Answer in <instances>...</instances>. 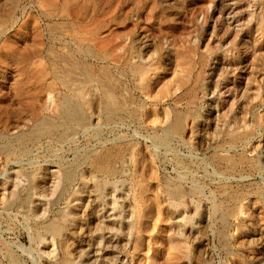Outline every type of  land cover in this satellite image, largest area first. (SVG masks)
<instances>
[{
    "label": "rangeland",
    "instance_id": "1",
    "mask_svg": "<svg viewBox=\"0 0 264 264\" xmlns=\"http://www.w3.org/2000/svg\"><path fill=\"white\" fill-rule=\"evenodd\" d=\"M54 1L58 12L42 0H0V264H59L55 254L41 253L35 238L44 217L62 212L79 187L66 227L73 264H264V0H123L111 13L106 0ZM76 10L101 24L99 40L114 48L116 35L126 33L148 58L154 81L148 99L131 79L111 72L120 82L116 96L146 107L148 123L139 121L135 107L134 118L106 121L97 95L89 124L62 132L59 102L70 99L56 78L55 55L75 53L66 28L67 14ZM192 48L185 72L177 54ZM74 55L88 62L94 77L104 66L115 71L110 59ZM44 84L53 85L47 107ZM40 121L53 124V133L31 138ZM125 142L137 143L144 160L135 166L127 158L111 181L116 188L100 189L101 197L94 180L102 178L89 177L86 164L72 182L63 177L58 183L50 174ZM15 170L24 175L11 203L7 183ZM33 190L45 195L43 218L30 215L39 204Z\"/></svg>",
    "mask_w": 264,
    "mask_h": 264
},
{
    "label": "bare ground",
    "instance_id": "2",
    "mask_svg": "<svg viewBox=\"0 0 264 264\" xmlns=\"http://www.w3.org/2000/svg\"><path fill=\"white\" fill-rule=\"evenodd\" d=\"M42 1H43V6L45 8H47V10L57 9V12H58V6H59L58 2H56L54 0H42ZM106 1H107V6L109 8V10L107 9V11H109L110 13H111V9L114 8V6L118 5L119 7H122V5H123V3H122L123 0H110V1L106 0ZM125 1H127V0H125ZM103 4H105V3H103ZM103 4H102V6H103ZM97 5H98V3H97ZM136 7H138V6H136ZM59 8H60V10H62V13L68 12V6L62 5ZM141 8H142V5H141ZM95 10H97V9H95ZM120 10L121 9L119 8L118 11H120ZM151 10H153V9H151ZM155 10H157V9H155ZM70 12H72V9ZM75 12L76 13H74L72 15L70 13L67 14V16H68L67 18L70 19V24H68V23L67 24H68V26L69 25L70 26L68 27V29L66 28V35L70 37L69 39H71L70 43L73 44V46H74V44L76 45L75 53H77V54L80 53V55L84 54L85 56H87V58L88 57L97 58V62H98V59L101 61L104 59L105 60L110 59L111 60L110 63H107V64H112V66H109V68L113 69V70L115 69V71H110L109 69H106L107 68L106 66H104L101 68L102 69L101 73L97 77H94L91 74V72L89 71L90 69H89L88 62L87 61L80 62L79 59L75 58L74 51L70 50V52L69 51L66 52L67 51L66 50L65 51L66 53H62V54L57 51V53H59V54L55 55L56 56V69H55L56 74L55 75L57 76L56 78H58V80H59L60 84L63 86V88H65L67 90V96H69L68 98L70 99V100H67V99L64 100V98H62V96H61V101L59 102V105H60L59 109L60 110H59V115H58V119L56 120V122H58L59 126L63 130V131L62 130L61 131L65 132V133H69L71 131L75 132L76 130H79V129L87 126L90 122V118H92L93 99L97 95L100 96V100H101L99 102H100V107H102V110L101 109L100 110L103 112L102 118H104L106 121L113 120L115 118H121L122 115L133 117L134 114L132 113V115H131L132 110L130 108L135 107V112L137 113L139 111V115L141 113V115L139 116V118H140L139 121L141 123H148L150 121V119H149L150 117H148V114H147L148 109H146V107H143L142 104L139 105L138 103H136V100L134 102L135 105L132 106V104H134L133 102H129V100L127 101L124 99H120V98H118L119 96L118 97L116 96V91L117 90L120 91V88H119L120 84H118L119 81L118 82L115 81L114 75L111 73V72H114L116 75L118 74L120 76V78H123V79H126V78L129 80L131 79V82H133L134 86L141 91V93H142V95H144V97L149 96L151 93L150 92L151 84L154 81L152 80V75H151V69H152L151 65L148 64L149 62H147L148 58H144V56L141 53V49L139 47L137 49V46L135 44V40L131 37V35H128L126 33L121 34V35H119V34L116 35V37L118 38L119 41H117V45L114 46V48L110 47L109 42H107L105 40L102 41L101 39L99 40V31L101 28V24L98 23V21L94 22V19H92L93 21L86 20L87 15H86V11H84V10H76ZM120 12H122V11H120ZM61 14H60V16H62ZM116 14H118V13H116ZM159 14H161V13H159ZM63 15L65 16V14H63ZM127 16H128V14H127ZM47 17H49V16H47ZM164 17H166V15ZM118 18L119 17H115V19H112V21H117ZM62 19H64V18H62ZM66 21H67V19H66ZM53 22H54V20H53ZM59 22H61V21H59ZM162 22H165V20L164 21L162 20ZM63 24L65 25V22H63L62 25H60L61 29H62ZM157 24H159V23H157ZM50 25H52V24H50ZM121 25H122V23H121ZM65 27H67V26H65ZM65 27H63V29ZM49 28H51V27H49ZM63 31H62V33H63ZM115 31H117V30H115ZM132 32H134L133 29H132ZM64 33H65V31H64ZM67 46H69V45H67ZM193 48H192V50H190V49L188 50L189 55L186 54L187 51L186 52H180L179 54H177L179 59H181V65L184 66L185 72H186V70H189V68L191 66L190 57H189L190 54H192L194 52L196 53V51H194ZM216 50L217 49H215V51ZM205 52L210 55L214 51H210V49L208 47L205 49ZM202 55L203 54H201L200 57L199 58L197 57V59H196V61L198 60L199 63L201 61H203L204 56H202ZM49 57H50V54H49ZM102 62H105V61H102ZM54 67H55V65H54ZM193 68H194V66H193ZM200 68H201V66H200ZM45 75H47L46 71H45ZM190 75L188 78H190ZM185 78H186L185 80H187V77H185ZM198 80H199V78H198ZM131 82H129V83H131ZM44 86H42V88L45 89L44 92H46V100L44 101V106L47 107V106H49L48 104L51 102V99H52L50 90H53V85H51V84L45 85L44 84ZM184 86H185V84H184ZM189 89H190V86H189ZM194 89H196V88H194ZM119 94H120V92H119ZM122 94H123V92H122ZM185 96H186V92H185ZM168 97H171V96H168ZM65 98H66V96H65ZM126 98H127V96H126ZM129 99H131V98L129 97ZM30 111H32V110H30ZM30 114H31V112H30ZM34 114L32 116H34L33 118L36 119L37 116ZM99 115H95V116H99ZM167 117H168V115H167ZM178 121H179L178 119H174L173 125H171V126H173L172 128L174 130H177V128H178ZM231 124H233V123H231ZM52 125H50L49 123H45L43 121L37 122L35 124V130H36L35 134L33 133L30 137L35 139V137H37L38 135H42V133L43 134H52L54 131V128H52ZM53 127H54V125H53ZM170 131H171V129H170ZM19 135H21V134H19ZM169 135H170V133H169ZM16 138H18V137H16ZM19 146H21V145L19 144ZM8 148H10V147H8ZM5 149H7V148H5ZM0 151H1V149H0ZM141 152H142V149L137 143H135V142L126 143L125 142L124 144H120L119 146L113 145L112 147H108L102 151L99 150V152H94V153L90 152V155H87V156L85 155L86 157H83V158L81 157L78 162H75L72 166L68 167L69 169H67L66 171L62 170L63 173L58 171V169L57 170L54 169L55 171L51 172L50 174L52 175V178L54 180L55 179L57 180V182L60 181V179L63 177L65 179L67 178L71 181L75 177L74 176L72 178L71 176H73L75 174L78 166H80L82 164H86V165H88L89 171L91 173V176H89V175H87V176L93 177V175H94V177L100 176L102 178L101 181H95L94 180V185L98 191L97 196L101 197V192H100L101 190L100 189H102V188L106 189V187L109 188L108 186H111L112 189L116 188V186H117L116 182L113 183L111 181L114 180L116 177H118V175L121 174V169H122L123 163L127 162L126 161L127 158L131 159V161L134 162L135 166L137 164H139L140 162L142 163V161L144 160V156ZM233 161H235V160H233ZM237 162H238V160H237ZM127 165H129V163ZM227 167H228V165H227ZM12 172H13L12 174H14L13 179L11 180V182L9 180L7 183V184L12 183L11 190L9 192V196H10L9 201L10 202H11V198L12 197L14 198L16 193H17V189H16L17 187L15 184L18 183L20 181L22 175H24L19 170H15ZM36 174L37 173H35V172L32 174L29 173V175L27 174V176H29V179H31L30 181H32L33 179H35ZM79 177H80L81 184L83 187L86 175H84L83 172H80ZM77 181H75V182H77ZM5 185L3 186L2 190H1L2 191L1 194H2V197L4 196L3 194H5V198H6L7 193L5 191V188H6ZM54 186H55V183H54ZM57 188H58V186H57ZM118 188H119V186H118ZM140 190H141V192H144L142 184H140ZM27 191H28V188H27ZM173 191H174V189H173ZM29 192H31V191H29ZM33 192L35 193L34 190H33ZM80 192H81L80 187L76 188L75 192H72V194L68 200V204L65 206V209L63 210V208H62L61 209V210H63L62 212H59L53 219L46 220V221H45V217H44V215H45L44 210L45 209L41 208V207L45 206V198H44L45 195H42L43 191H39V190L34 194L35 196H37V201L39 204L37 206H34L33 209H31L30 215L31 216L37 215L38 213L41 212L42 218L44 217L43 221L39 225V226H41L40 227L41 232H40V234L38 233L36 235L35 239H36V241H39V244H42L41 248H40L41 253H43V255L45 254V255H49V256L51 253L55 254L57 257L56 261L59 262V264H73L74 263V261H73L74 259H72V256H71V253L69 250L70 244H68L69 238L66 235V227L68 226V223H69L68 221L72 215V213H70V208L73 206V201H75V199L76 200L78 199V194ZM175 193L180 194L181 191L176 190ZM47 195H49V194L47 193ZM170 196L172 197V195H170ZM5 198H4V200H5ZM15 199H13L12 202ZM6 202H7V200H6ZM21 204H22V201H21ZM178 205H180V204H178ZM176 207H177V205L175 206V208ZM113 208H115V207L113 206ZM229 212H230V214H232L233 208H231L229 210ZM33 219H34V217H33ZM52 259H54V258H52ZM52 262H55V261H52ZM51 264H53V263H51Z\"/></svg>",
    "mask_w": 264,
    "mask_h": 264
}]
</instances>
